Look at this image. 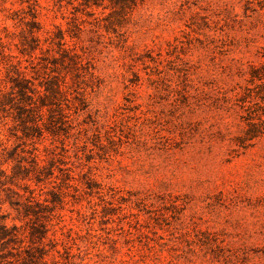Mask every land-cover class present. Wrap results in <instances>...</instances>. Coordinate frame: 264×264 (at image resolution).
Here are the masks:
<instances>
[{
    "label": "rangeland",
    "instance_id": "1",
    "mask_svg": "<svg viewBox=\"0 0 264 264\" xmlns=\"http://www.w3.org/2000/svg\"><path fill=\"white\" fill-rule=\"evenodd\" d=\"M98 4L0 0V264H264V136L236 141L264 0L138 1L115 30ZM59 43L93 75L20 115L15 69L39 88Z\"/></svg>",
    "mask_w": 264,
    "mask_h": 264
},
{
    "label": "trees",
    "instance_id": "2",
    "mask_svg": "<svg viewBox=\"0 0 264 264\" xmlns=\"http://www.w3.org/2000/svg\"><path fill=\"white\" fill-rule=\"evenodd\" d=\"M83 1L84 5L87 7H90L92 4L99 6V0ZM109 1V7L112 11L107 20L109 21L111 28L114 29L113 26L116 24L119 26L123 25L127 15L134 9L138 1L144 2L145 0ZM32 15V20L27 22L30 36L29 38L26 37L25 40L21 42L22 46L19 51L20 54L24 56H32V53L37 50L40 45V39L37 36L40 27L36 21V15ZM61 40H63V36ZM62 45L63 44L59 43V47L62 49L60 58H43V62L38 63L46 72V76H44L38 84L39 88L34 87V83L23 76L19 68L15 69L17 77L11 78V89L13 94H18L16 96L19 97L20 105L16 106V108H21L20 115H23L26 111L32 113L33 111L39 112L41 108H62V101L69 100L67 94H70V89L73 88L67 85L64 71L67 73L70 72L73 75L74 84L77 86V90H74L75 92L84 89L83 84L87 86L86 77L93 75L90 71L89 65L84 63L79 55L71 54L70 51L61 48ZM1 54L2 53L0 52V56ZM249 82L253 87H248L246 89V94L240 99L242 103L250 104L246 108L247 116L245 120L247 126L244 129L243 134L236 138L237 145L243 149L253 146L257 140L264 136V64L260 67L253 66L251 68ZM9 99L12 98L9 96ZM75 99H78L77 95L75 96ZM12 101L13 100H9L7 103L2 102V108H6V105H11L12 108L14 106ZM79 101H82L81 105L84 106V101L80 98ZM13 237L14 234L7 228V226L1 227L0 240L6 239L7 241H11Z\"/></svg>",
    "mask_w": 264,
    "mask_h": 264
}]
</instances>
